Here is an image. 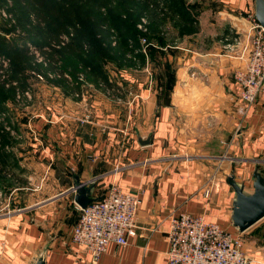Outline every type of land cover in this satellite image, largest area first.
Instances as JSON below:
<instances>
[{"label": "crops", "instance_id": "0c3cea01", "mask_svg": "<svg viewBox=\"0 0 264 264\" xmlns=\"http://www.w3.org/2000/svg\"><path fill=\"white\" fill-rule=\"evenodd\" d=\"M154 1L156 52L147 48L139 71H112L105 89L114 98L86 91L66 98L59 117H29L28 131L0 148V264H34L45 247L44 264H90V254L71 240L79 217L75 175L93 185L91 198L115 185L141 199L137 236L122 247L109 244L98 264H167L169 221L181 213L239 234L227 171L247 189L256 168L264 177V94L240 119L234 72L246 57L224 54L220 40L235 27L245 35L255 0H184L195 5L188 20L167 0ZM168 73L174 81L163 97ZM119 84L132 99L118 94ZM241 237L252 264H264V218Z\"/></svg>", "mask_w": 264, "mask_h": 264}, {"label": "rangeland", "instance_id": "374dc122", "mask_svg": "<svg viewBox=\"0 0 264 264\" xmlns=\"http://www.w3.org/2000/svg\"><path fill=\"white\" fill-rule=\"evenodd\" d=\"M134 1L139 4L136 10L141 11L140 6L145 3V0ZM125 2L126 0H56L55 4L58 8L65 10L66 7H71L72 9V16L69 18L67 27L61 33V41L74 42L79 52L76 59L63 58L60 68L64 70V73L59 74L51 71L47 63H44L38 46L27 41L31 38L43 42L45 43L43 50L48 49L46 46L53 44L49 40L52 25L35 24L27 16L18 0H0V43L12 49L17 48V50L24 47L23 57L17 60L20 62H12L9 57L0 55V85H3L0 89V148L3 147L5 150V147L9 146L5 145L6 142L12 141L15 133L28 131L29 117L43 116L46 118L53 115L54 118L59 117L64 108L62 101L66 98L79 100L81 99L80 93L83 91L91 96L94 92H101L109 98H114L115 92L111 90L107 92L105 84L96 85L90 81L92 77L86 74L87 70L79 72L75 79L71 75L70 66L75 62L80 65L79 59H89L92 51L95 59H103L108 79L117 65L113 59L107 58H113L115 53L123 54L124 52L126 58L135 62L132 68L136 71L140 70L141 63L133 56V53L120 44L117 32L110 26L112 15L109 14V10L113 7L118 8ZM95 12L100 15V19L96 17ZM152 12L148 11V14L151 23H154L158 21V18ZM141 18L146 19L145 13L139 17L138 23ZM146 22V32L139 30L143 35L149 32V21L146 19ZM89 23L97 24L98 29L94 30V33L87 30ZM143 38L146 39L145 36L139 38V48L134 51L136 52L134 55L139 53V50L143 54L144 45L141 43ZM147 42L149 45L145 48L146 52L149 46H154L148 40ZM155 67L152 68L155 69ZM133 77L138 78V75H133ZM119 85L121 87H119L118 94H122V98L127 96L128 99H132L134 92L122 84ZM29 126L32 129V123ZM227 172L230 175L235 173L234 170Z\"/></svg>", "mask_w": 264, "mask_h": 264}, {"label": "built area", "instance_id": "2783aa9c", "mask_svg": "<svg viewBox=\"0 0 264 264\" xmlns=\"http://www.w3.org/2000/svg\"><path fill=\"white\" fill-rule=\"evenodd\" d=\"M248 19L250 26L244 36L242 29L235 27L232 35L220 40L224 54L238 59L246 57L244 66L234 72L238 91L233 101L240 119L264 94V28L253 15ZM146 24V19L141 18L138 30L146 32ZM141 43L146 54L149 43L145 38ZM210 193L208 187L203 194L208 198ZM140 205L139 196L110 185L84 209L76 206L79 217L72 230V242L90 254V264H98L109 244L122 247L129 238L137 236L136 214ZM166 237L167 264H252L253 261L243 251L240 233L231 234L219 224L206 222L202 216L181 213L171 217Z\"/></svg>", "mask_w": 264, "mask_h": 264}, {"label": "trees", "instance_id": "16d2710c", "mask_svg": "<svg viewBox=\"0 0 264 264\" xmlns=\"http://www.w3.org/2000/svg\"><path fill=\"white\" fill-rule=\"evenodd\" d=\"M20 4L23 6L27 16L31 18L35 24L37 25H52V34L50 36V41L53 43L51 45H47L48 49L43 50V45L45 43L39 42L36 40H32L29 38L27 41L32 42L34 45L38 46V50L42 56V60L44 63H47L49 69L53 72H57L59 74H63L64 70L60 68V62L64 57H69L76 59L79 56V52L76 49L74 42L64 43L61 41V33L67 27V23L69 18L72 16L71 7H66L65 10L58 8L56 0H18ZM154 0H145V3L141 4V11L136 10V6L139 4L134 0H126L124 5H119L118 8H114L109 10V14L112 15L110 18V26L117 32L119 36L120 44L123 45L129 52L133 53V56L136 57L141 66L144 62V56L139 50V53L134 55L136 49L139 48V38L145 36L146 39L150 42L154 40L155 37V25L151 23L149 27V32L147 34H142L138 28L136 27L139 17L144 13H148V11H152L150 9V4ZM167 5L175 12L176 10L182 14L183 20H188L189 17V8L195 7V5L189 6L184 0H167ZM156 7V6H155ZM179 8V9H178ZM95 15L98 19H100V15L95 12ZM99 21V20H98ZM96 23H89L88 31L94 33V30H97ZM151 43V42H150ZM161 43V40L158 41ZM152 44V43H151ZM45 47V46H44ZM24 48V47H23ZM23 48L17 50V48H10V46H6L0 43V55H4L9 57L12 62H20L17 61L21 57H23ZM123 49V48H122ZM120 52V51H119ZM156 49L151 45L148 48V54L154 56ZM113 62L116 63L118 69H122L124 67H134L135 62L131 59L126 58V55L115 53L113 58ZM128 59V60H127ZM80 65L77 62L73 63L71 67V75L74 79L78 76V73L81 71H86L87 75H90V81L94 84L103 83L107 86V88H111V85L108 83L107 73L104 67L103 59H95L93 55V51L89 57V59H79ZM167 68V67H166ZM174 81V77L171 74H167L166 76V84H163L162 88V96L165 97L171 91L172 84ZM3 85H0V89ZM0 171H5L4 168L0 165Z\"/></svg>", "mask_w": 264, "mask_h": 264}, {"label": "water", "instance_id": "95a60500", "mask_svg": "<svg viewBox=\"0 0 264 264\" xmlns=\"http://www.w3.org/2000/svg\"><path fill=\"white\" fill-rule=\"evenodd\" d=\"M254 17L264 28V0H255ZM139 144L149 145V139L142 140L138 137ZM73 191L75 193V204L84 209L92 201L93 185L88 186L86 182H80L79 176L72 177ZM227 184L232 188L234 196L232 199L231 223L238 233H244L250 227L264 218V177L256 168L252 174V189H247L243 183L237 182L233 175L227 177ZM47 247L37 255L34 264H44Z\"/></svg>", "mask_w": 264, "mask_h": 264}]
</instances>
